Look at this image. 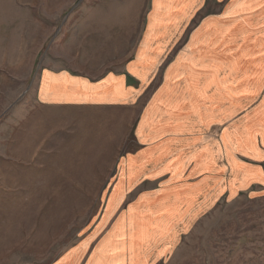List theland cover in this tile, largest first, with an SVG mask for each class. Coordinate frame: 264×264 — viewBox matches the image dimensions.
Masks as SVG:
<instances>
[{"label": "rangeland", "instance_id": "374dc122", "mask_svg": "<svg viewBox=\"0 0 264 264\" xmlns=\"http://www.w3.org/2000/svg\"><path fill=\"white\" fill-rule=\"evenodd\" d=\"M155 2L0 0V264H55L83 242L86 264L118 218L136 211L144 196L157 194L168 207L176 193L177 215L169 231L155 232L158 237L142 247L153 253L144 264H264V188L237 192L228 185V171L221 180L202 165L162 168L167 155L129 178V161L140 164L136 154L145 148L138 138L143 106L180 44L157 63L133 104L48 105L40 99L49 89L57 98L58 91L75 93L80 85L46 83L50 70L92 82L125 71L152 30ZM227 64L235 70L237 61ZM208 152L212 166L217 151ZM121 177L126 187L102 223Z\"/></svg>", "mask_w": 264, "mask_h": 264}, {"label": "crops", "instance_id": "0c3cea01", "mask_svg": "<svg viewBox=\"0 0 264 264\" xmlns=\"http://www.w3.org/2000/svg\"><path fill=\"white\" fill-rule=\"evenodd\" d=\"M197 13L202 17L197 19ZM152 14V30L125 71L92 82L66 70H50L46 83L61 82L63 88H69L77 80L80 85L75 93L67 88L58 91L57 98L49 89L42 92L41 101L105 107L133 104L148 76L159 69L157 63L180 44L158 89L143 106L138 138L145 148L136 154L140 164L135 158L129 161V178L138 176L143 165L148 169L147 165L167 155L162 168L193 170L194 164L202 165L221 180L228 171V185L237 192L264 188V0H156ZM241 27H248L244 34ZM233 59L237 61L235 70L226 65ZM117 88L125 95H115ZM211 130H215L214 136H210ZM209 147L217 151L212 166L208 165ZM125 180L121 177L115 185L102 223L122 196ZM175 197L180 200L178 193ZM177 199L166 207L157 194L144 196L136 211L118 218L86 264L146 263L145 255H153L152 247H142L158 237L155 232L170 230ZM143 206L148 211L141 212ZM161 210L166 214L159 216ZM88 248L87 243L77 244L55 264H81Z\"/></svg>", "mask_w": 264, "mask_h": 264}, {"label": "bare ground", "instance_id": "6f19581e", "mask_svg": "<svg viewBox=\"0 0 264 264\" xmlns=\"http://www.w3.org/2000/svg\"><path fill=\"white\" fill-rule=\"evenodd\" d=\"M113 204H115V203H113ZM118 231V230H117ZM113 232V231H112ZM116 232V231H115ZM121 240H122V238H121ZM101 249V248H100ZM114 249V248H113ZM119 251V250H118ZM101 252V251H100ZM114 253H116V252H114ZM100 254V253H99ZM98 260V259H97ZM117 260H119V259H117Z\"/></svg>", "mask_w": 264, "mask_h": 264}]
</instances>
